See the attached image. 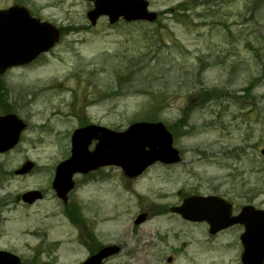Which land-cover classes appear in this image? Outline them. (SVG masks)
<instances>
[{"label":"rangeland","instance_id":"rangeland-1","mask_svg":"<svg viewBox=\"0 0 264 264\" xmlns=\"http://www.w3.org/2000/svg\"><path fill=\"white\" fill-rule=\"evenodd\" d=\"M148 2L159 14L154 23L100 18L92 26L87 0H0V8L22 4L61 31L47 54L0 75V113L28 123L0 167L17 168L23 157L37 164L12 177L1 200L69 157L72 131L89 122L113 131L161 122L181 156L134 179L106 167L76 191L81 209L69 220L51 199L25 210L2 206L0 249L24 263L80 264L97 243L121 249L104 264H240L242 227L211 236L205 223L168 209L187 195L221 196L234 213L246 204L264 209V0ZM140 213L146 220L135 225ZM41 230L60 242L50 256L37 251Z\"/></svg>","mask_w":264,"mask_h":264},{"label":"water","instance_id":"water-1","mask_svg":"<svg viewBox=\"0 0 264 264\" xmlns=\"http://www.w3.org/2000/svg\"><path fill=\"white\" fill-rule=\"evenodd\" d=\"M94 3L87 18L94 25L100 16H107L113 24L123 18L127 22H153L156 13L148 11L146 0H90ZM59 38L58 29L30 16L22 6L0 9V74L13 66L25 65L39 54L48 51ZM23 125L15 115L0 117V152L12 147L18 140ZM93 138L98 140L92 152L87 146ZM71 156L58 165L54 187L62 197L71 188L74 172L85 173L103 165L120 167L127 177L140 175L155 162L177 163L178 151L172 146V136L162 123L135 122L122 132L90 125L76 129L71 137ZM264 155V150L261 151ZM32 193L23 199L32 201ZM183 219L206 222L209 233L216 234L230 226L243 225L240 235L243 251L241 264L264 263V210L245 205L237 215H232V206L218 196H190L183 199L180 206L170 209ZM145 220L141 214L135 220L139 224ZM119 251L117 246H105L81 264H101L102 260ZM170 261V259H168ZM0 264H21L17 256L0 251Z\"/></svg>","mask_w":264,"mask_h":264},{"label":"flooded vegetation","instance_id":"flooded-vegetation-1","mask_svg":"<svg viewBox=\"0 0 264 264\" xmlns=\"http://www.w3.org/2000/svg\"><path fill=\"white\" fill-rule=\"evenodd\" d=\"M7 114H15L17 118L21 120L23 127L19 132L17 142L12 147L1 152L0 156L6 155L16 150L17 146L22 140L23 133H25L26 130L28 129V123L26 122V120L21 118L17 113L13 111L1 112L0 117L5 116ZM90 123L91 122L87 124H90ZM87 124H82L79 127L86 126ZM94 144H95V141H92L90 145L88 146V149L92 150L94 147ZM64 159L66 160L67 158H64ZM63 161L64 160L60 162L58 161L56 164L52 166V168L43 170L45 172L44 177L34 187L24 189L23 191H21L20 193H17L14 196L5 197L4 200H1V197H0V208L2 206L6 208L20 207L25 210V209H30L38 204H42V202H44L47 199H51L56 203L57 206H60L62 208L63 213L67 217L68 220L69 218L74 217V215L78 213L77 211L81 209V207L79 206L80 201L79 200L77 201L74 197L76 191L80 190L81 187H83L85 184L90 183L92 180L93 181L101 180L103 178L102 177L103 170L106 169V166L100 167L93 171H89L85 174L74 173L71 176V180H72L71 188L66 192L64 196L61 197L54 187V179H55L56 169L58 165ZM36 166H37L36 163L23 157L22 159H20V164L18 165L17 168H14L11 170H4L2 169V167H0V190L5 188L6 184L9 181H11L12 177L23 178V177L29 176L35 170ZM26 193H32L33 196H36L37 198H35L32 201L23 199V195ZM50 217H52V214L51 215L45 214L43 215L42 220H49ZM3 221H4V218L0 217V223H2ZM37 234L39 236V244L37 245V251L39 252L40 255L47 254L50 256L51 254H54L55 252H57V250L59 249V245H60L59 241H49L48 233L46 230H41V232H37ZM102 246L103 244H97V243L87 245V249H86L87 257L97 252Z\"/></svg>","mask_w":264,"mask_h":264},{"label":"trees","instance_id":"trees-1","mask_svg":"<svg viewBox=\"0 0 264 264\" xmlns=\"http://www.w3.org/2000/svg\"><path fill=\"white\" fill-rule=\"evenodd\" d=\"M255 185H258V183H257V184H255Z\"/></svg>","mask_w":264,"mask_h":264}]
</instances>
